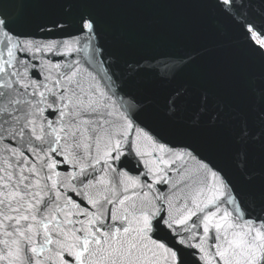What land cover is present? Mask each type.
<instances>
[{
  "label": "snow or ice",
  "instance_id": "1",
  "mask_svg": "<svg viewBox=\"0 0 264 264\" xmlns=\"http://www.w3.org/2000/svg\"><path fill=\"white\" fill-rule=\"evenodd\" d=\"M112 2L0 0V264H264V0H192L211 67Z\"/></svg>",
  "mask_w": 264,
  "mask_h": 264
},
{
  "label": "water",
  "instance_id": "2",
  "mask_svg": "<svg viewBox=\"0 0 264 264\" xmlns=\"http://www.w3.org/2000/svg\"><path fill=\"white\" fill-rule=\"evenodd\" d=\"M105 11L126 26L129 39L138 45L174 54H197V64L205 67L218 65L227 56L217 46L223 38L213 43L193 36L199 28L201 11L192 0H113ZM200 71L203 69L194 73Z\"/></svg>",
  "mask_w": 264,
  "mask_h": 264
}]
</instances>
